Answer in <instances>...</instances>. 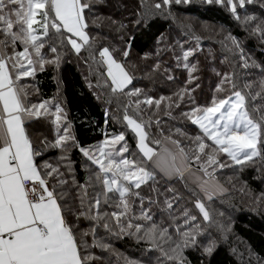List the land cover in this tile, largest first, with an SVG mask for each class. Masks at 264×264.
Wrapping results in <instances>:
<instances>
[{
  "label": "snow or ice",
  "instance_id": "6c2138e0",
  "mask_svg": "<svg viewBox=\"0 0 264 264\" xmlns=\"http://www.w3.org/2000/svg\"><path fill=\"white\" fill-rule=\"evenodd\" d=\"M99 2L0 0V264H189L186 250L201 246L199 238L210 235L209 228L226 230L211 208L228 191L218 172L264 162V62L229 34L220 43L227 53L221 62L229 63L230 70L216 72L220 79L208 104H195V88L149 96L144 89L129 87L135 77L114 58L115 50L103 47L97 59L86 10ZM192 2L141 0V6L144 16L167 12L171 17L173 4ZM202 2L225 7L237 21L250 25V35L264 45V19L238 12L247 5L264 9V0ZM69 47L78 56L87 51L85 63L93 62L89 68L97 76L95 86L108 89L106 103L116 106L111 118L133 134L134 149L123 131L81 146L55 97L30 102L39 89L25 81L34 80L46 65L58 67L61 49ZM198 47L182 53L188 83L198 79L193 75L196 65L187 63ZM128 55L125 50L123 56ZM160 68L157 61L153 71ZM223 93L228 94L217 95ZM185 97L193 106L174 114ZM40 119L53 125L55 138L45 136L34 145L27 126ZM187 123L198 131L181 126ZM73 148L84 158L80 178ZM52 149L59 155L42 159ZM261 199L264 193L256 197ZM125 237L144 245L141 258H129L110 242ZM215 244L208 239L203 251L211 253Z\"/></svg>",
  "mask_w": 264,
  "mask_h": 264
},
{
  "label": "trees",
  "instance_id": "16d2710c",
  "mask_svg": "<svg viewBox=\"0 0 264 264\" xmlns=\"http://www.w3.org/2000/svg\"><path fill=\"white\" fill-rule=\"evenodd\" d=\"M170 11L173 14L171 17L167 16V12L164 15L144 16L141 0H101L93 4L90 12L86 10L89 24L87 31L93 38L97 59L98 52L103 47L115 50L114 58L123 63L135 77L130 88L134 86L144 89L147 95L156 98L161 95L170 96L182 87L195 88L191 96L196 105H206L211 100L220 79L216 72L230 70L229 63L221 62L227 53L220 43L229 34L241 42L249 55L258 62H264V45L255 35H250L251 26L237 21L225 7L193 0L188 5L173 4ZM238 12L242 17L254 14L264 19V9L258 5H247L245 9H238ZM138 19L140 23H136ZM195 36L201 39L197 41ZM197 47L198 50L189 57L187 63L196 65L197 70L193 75L198 79L188 83L189 73L183 67L182 53ZM125 50L129 53L127 57L123 56ZM42 51L48 58H52L47 49ZM61 52L58 67L46 65L43 71L37 72L34 80L25 81L39 89L38 95L30 96V102L37 103L55 97L67 114L71 134L81 146L98 144L106 135L123 131L130 148L134 149L133 134L111 118L116 106L115 103H106L108 89L95 86L97 76L90 74L89 68V64L93 62L89 60L85 63L87 51H82L79 56L70 47L61 49ZM177 57H181V60L178 61ZM142 60L145 62L140 63ZM157 61L161 63V68L153 71ZM164 69H168V72H164ZM99 71L103 72L105 69L100 68ZM168 75L174 79L168 80ZM90 83L92 87L89 86ZM196 84H199V88H196ZM192 106L191 100L185 97V102L181 108L175 109L174 114L181 110L188 111ZM181 126L191 133L198 131L190 123ZM27 130L34 145H39V141L45 136L49 140L55 138L53 125L47 119L30 122ZM57 155L58 150H48L42 159H54ZM71 157L76 161L78 178L83 177L85 173L80 165L84 158L75 148L71 151ZM218 178L223 186L231 188V193L214 199L211 208L214 219L222 223L226 230L221 232L214 226L209 228L210 235L199 238L201 246L186 250L189 264H264V209L256 211L258 204L254 202L255 196L264 193V162L242 169L240 166L225 168L218 172ZM144 192H148L147 188ZM188 207L199 217L198 210L193 205L188 204ZM219 212L224 215L219 216ZM208 239L216 241L211 253L203 251V245L207 244ZM110 242L129 258L142 257L140 249L144 247L143 244H137L128 237ZM94 251L100 254L98 249ZM104 255L107 256V253ZM112 260L115 262L116 257L113 256Z\"/></svg>",
  "mask_w": 264,
  "mask_h": 264
},
{
  "label": "rangeland",
  "instance_id": "374dc122",
  "mask_svg": "<svg viewBox=\"0 0 264 264\" xmlns=\"http://www.w3.org/2000/svg\"><path fill=\"white\" fill-rule=\"evenodd\" d=\"M145 62V60H142L140 63H143ZM220 180V179H219ZM225 188L228 189V191L220 196H218L217 198H220L221 196L224 197V196H227L228 194L231 193V188L230 187H227V186H224ZM256 197H259L258 195L255 196V201L258 205H257V209L256 211H260V210H263L264 209V199H261L259 202L256 201ZM216 199V198H215ZM247 246V245H246Z\"/></svg>",
  "mask_w": 264,
  "mask_h": 264
}]
</instances>
